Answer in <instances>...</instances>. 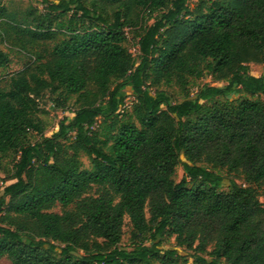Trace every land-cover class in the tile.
<instances>
[{"label":"trees","instance_id":"obj_1","mask_svg":"<svg viewBox=\"0 0 264 264\" xmlns=\"http://www.w3.org/2000/svg\"><path fill=\"white\" fill-rule=\"evenodd\" d=\"M41 2L44 11L27 12L25 26L3 22L31 43L62 37L0 84V168L11 162V181L0 187V257L179 264L188 255L197 264H264V73L248 66L264 63V0ZM5 11L0 0V18ZM8 63L0 49V70ZM204 70L224 84L191 95L189 79ZM172 84L180 100L160 88ZM45 92L56 106L70 97L75 104L50 135L35 114ZM178 165L184 173L175 181ZM223 168L244 182L214 171ZM124 216L128 247L119 245ZM164 236L192 253L162 248ZM208 245L206 260L199 253Z\"/></svg>","mask_w":264,"mask_h":264},{"label":"rangeland","instance_id":"obj_2","mask_svg":"<svg viewBox=\"0 0 264 264\" xmlns=\"http://www.w3.org/2000/svg\"><path fill=\"white\" fill-rule=\"evenodd\" d=\"M53 1V0H51ZM196 0H189V3H195ZM3 3L6 8V16L0 18V49L5 51L9 57L8 65L0 70V77L1 81L0 84H4V80L6 76L10 73H14L23 69L27 65H32L35 61H37V56L42 57L44 59L47 57V53L44 49L47 47L49 48L52 45L54 40H57L62 37V35L57 32L55 35V39L48 42V44L43 43H31L28 42L27 36H22L17 34L13 31V29L8 28L4 21H9L10 23H14L13 21L20 22L21 26H25V22L31 19V16L27 15V12H43L45 9V4L41 2V0H3ZM12 18L14 20H12ZM152 20H148L150 23ZM125 45L132 54L135 60H138V49L136 38L133 37V34L126 30V41ZM249 72L255 76H259L264 73V63H254L251 62L248 64ZM203 84H210V85H223L224 82L213 81L210 76V73L206 70L203 71V74L199 78H190L189 83L187 86L188 91L192 95L196 89L203 85ZM161 89L165 90L172 98V100H180L183 95V91L175 84L166 86L161 85ZM126 98H125V108L129 110L132 104V95L130 94V90L127 88L125 90ZM241 95L248 97L250 99H256V95H251L246 92H242ZM236 95H234L235 97ZM52 95L48 92H45L42 97L37 99V107L38 110L36 111V116L40 119L41 124L44 128L43 132L45 135H50L53 131H55L58 127V122L64 116H70L71 110L75 107L74 104V97H70L66 103L64 108L60 106H56L53 104ZM262 98V96H260ZM101 119L98 118L95 128L101 125ZM37 137L35 133H32L31 140H34ZM82 166L88 167L90 164L89 157L81 153L79 156ZM181 159L184 160V156L181 155ZM11 162L8 158H5L3 164L0 168V187H3L8 182L11 181L10 174H11ZM218 173L222 175H226L228 178L233 179L237 183L244 182L242 175L239 173H227L226 170L223 169H216ZM184 171L181 165L176 166L174 180L178 181L181 176L183 175ZM224 182L227 183V178L224 179ZM260 201H264V197L259 196ZM53 211L59 212L60 206L57 205L53 209ZM147 215V214H146ZM130 231H131V224L128 220L127 216H124L123 225H122V236L119 245L122 247H128L130 243ZM162 248L172 249L177 248L180 250L181 254H188L192 253L190 250H184L179 248L175 245V239L173 236H164L162 240ZM211 246L208 245L205 252H200L199 255L204 257L206 260H209V256L207 255V251L210 250ZM187 261L179 260V264H197L194 260L193 256H186ZM0 264H11L10 261L5 257H0Z\"/></svg>","mask_w":264,"mask_h":264}]
</instances>
